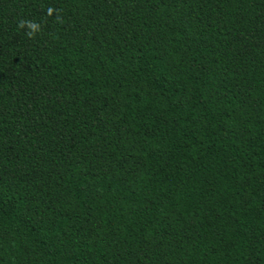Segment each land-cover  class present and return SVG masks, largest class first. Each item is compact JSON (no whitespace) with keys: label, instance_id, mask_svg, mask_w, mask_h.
<instances>
[{"label":"trees","instance_id":"obj_1","mask_svg":"<svg viewBox=\"0 0 264 264\" xmlns=\"http://www.w3.org/2000/svg\"><path fill=\"white\" fill-rule=\"evenodd\" d=\"M0 264H264V0H0Z\"/></svg>","mask_w":264,"mask_h":264}]
</instances>
